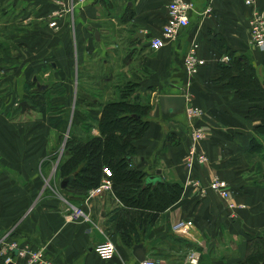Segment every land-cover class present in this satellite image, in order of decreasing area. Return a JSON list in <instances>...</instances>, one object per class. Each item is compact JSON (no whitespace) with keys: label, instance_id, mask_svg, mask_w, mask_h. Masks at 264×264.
Masks as SVG:
<instances>
[{"label":"crops","instance_id":"obj_1","mask_svg":"<svg viewBox=\"0 0 264 264\" xmlns=\"http://www.w3.org/2000/svg\"><path fill=\"white\" fill-rule=\"evenodd\" d=\"M1 1L7 7L0 8V86L4 81L11 88L6 91L0 87V247L14 244V252L27 247L44 248L45 255L57 264H140L132 254L134 245L126 248L109 226L108 216L119 205L113 187L93 196L92 187L77 204L51 196L37 198L34 187L44 176L39 164L49 166L45 168L49 173L48 160L53 161L54 155L48 151L50 136L45 140L36 137V128L42 122L37 118L12 117L11 100L5 98L18 95L16 106L26 101L25 107L32 109L30 100L22 95L29 90V84L36 87L37 69L45 65L70 81L56 82L54 88L46 83L42 94L47 99V94L63 89L64 108L72 115L79 92L90 97L102 95V101L115 100L121 85L130 80L136 84L131 97L147 93L151 106L145 117L148 129L136 146L135 158L140 160L128 162L148 172L160 169L156 174L161 179L179 182L182 190L140 242L145 248V260L154 264H198V259L196 263L189 262L188 255H198L201 247L209 253L235 252L207 264H244L248 238L264 237V155L262 146L251 148L253 138L261 144L264 140L255 128L259 121L247 118L252 102L238 98L218 78L220 58L234 52L250 54L251 65L264 80V51L250 42L247 18L251 8L243 0H189L193 5L189 23L156 50L148 43L160 34L171 0H86L70 11L71 0ZM256 7L263 10L264 0L257 1ZM51 19L56 20V26H49ZM119 29L126 39L125 58L115 56L113 51L97 59L94 52H104V38ZM140 32L143 37L136 35ZM195 44L203 63L187 74L184 57ZM7 45L11 46L6 48ZM35 91L41 93L37 88L29 90L33 94ZM170 94L185 97L181 111H172L170 105L175 103L171 101L162 107L159 104L160 95ZM185 105L199 108L202 116L188 120ZM87 107L82 105L79 110ZM48 121L42 123L49 126ZM68 122L72 125L71 120ZM84 122L92 121L84 118ZM199 127L205 137L193 141L190 129ZM92 131L98 134L97 129ZM39 142L43 144L40 149ZM193 144L207 160L188 166L186 158L192 154ZM215 175L227 182L228 200L208 189ZM28 182L33 191L26 187ZM32 192L36 193L34 198ZM230 201L234 208L228 207ZM71 206L79 207L86 217L68 219ZM106 241L116 248L114 257L108 260L95 252L96 244ZM3 257L0 255V264H4ZM14 258V264H25V256L14 253Z\"/></svg>","mask_w":264,"mask_h":264},{"label":"trees","instance_id":"obj_2","mask_svg":"<svg viewBox=\"0 0 264 264\" xmlns=\"http://www.w3.org/2000/svg\"><path fill=\"white\" fill-rule=\"evenodd\" d=\"M228 56V63H219L221 73L218 80L238 98L252 102L247 110V118L259 121L255 128L264 140V80L259 79L244 54L229 52ZM135 86V82L130 80L124 82L118 91L119 98L115 100L102 101V95L92 94L93 97H90L89 94L76 93L74 108L81 109L82 105H88V115H83L89 116L96 126L92 128V122L85 123L80 113L74 115L71 121L73 129L67 135L64 151L57 163L61 177H73L64 189L71 198L67 200L73 202H79L89 189L99 185L104 165L112 170V193L119 205L108 216L109 226L126 248L143 240L149 226L157 220L161 211L177 201L182 190L179 182L161 179L155 171L137 169L127 161L129 157L137 155L136 146L148 129L149 121L145 117L151 107L148 96H130ZM35 94L41 96L42 93ZM80 120L86 129L82 123L84 127L77 132V124L82 122ZM65 121L61 115H57L50 116L48 123L52 128L61 130ZM93 129H97L99 134L90 132ZM255 145L262 146L253 138L251 148ZM244 264H264L262 235L249 238Z\"/></svg>","mask_w":264,"mask_h":264},{"label":"built area","instance_id":"obj_3","mask_svg":"<svg viewBox=\"0 0 264 264\" xmlns=\"http://www.w3.org/2000/svg\"><path fill=\"white\" fill-rule=\"evenodd\" d=\"M84 1L86 0H71L68 11H70V9L72 10L73 7L80 6L81 4H83ZM256 1L257 0H243L244 4L248 7L250 6L251 8L249 20L250 42L252 43L251 45H253L259 50H262L264 49V9H258L256 7ZM166 7V22L162 26L160 34L154 35V37L151 38L149 41V45L152 49L157 50L159 48H162L165 45L166 41H168V39L171 40L176 37L181 27L187 26V24L189 23L188 14L192 9L193 5L192 2L189 0H171ZM208 10L209 7L205 9V12H208ZM49 26H56V20L51 19L49 22ZM228 59L229 57L225 54L220 58L222 63H228ZM183 62L187 74L194 73L197 70V67H199L200 64L203 63V61L197 56L196 44L188 49ZM184 112L185 117H187L188 120L193 118H199V116H202V111L199 110V108L195 107H188L185 105ZM190 131L193 141L205 137V132L200 127L198 129L192 128V130L190 129ZM191 152L192 154L186 158L188 166H190L194 161L198 163H204L207 160L205 154H199L196 152L194 144L191 146ZM102 173L103 178L101 179L100 184L90 190L92 196L94 194L102 192L105 189L110 190L111 188L112 170L108 166L104 165L102 167ZM208 189L216 192L221 198H224L226 200L229 199L230 189L228 187L227 182L217 177L216 175L208 183ZM202 190L205 191L204 188ZM228 207L234 208L235 206L230 201L228 203ZM68 209V219H75L78 218V216L86 217L79 207L77 208L71 206ZM1 240H3L2 237H0V243ZM16 249L17 248L14 244H10L9 246H7V248L3 249L2 247H0V255H4V264L14 261V253H16L17 255L23 254V256H25V264H57L55 261H53V259H50L45 255L44 248L32 249L30 247H27L23 250L14 252ZM95 252L101 259L108 260L115 255L116 248L114 244H112L110 241H106L96 244ZM197 259L198 255L190 252V254L188 255V261L191 263H196ZM140 264H154V262L149 259L140 262Z\"/></svg>","mask_w":264,"mask_h":264},{"label":"rangeland","instance_id":"obj_4","mask_svg":"<svg viewBox=\"0 0 264 264\" xmlns=\"http://www.w3.org/2000/svg\"><path fill=\"white\" fill-rule=\"evenodd\" d=\"M257 1H259V0H257ZM257 1H256V3H257ZM6 7H7V3H4L3 1H1V3H0L1 10H4ZM249 12H250V10L248 11V17L249 18H247V25H248V29H249V35H250V25H249L250 16H249ZM124 20L125 19H123V21ZM1 32L2 31H0V34H1ZM3 33H4V31H3ZM127 36H128V32H126V37ZM103 42L104 43H102V44H104V47H105L104 52L100 51V50L98 52L97 51L94 52V54H96L97 59L99 58L100 54L102 55V53H105V52H107V54H108L109 52H113V51L115 53V56L120 57V58H125V56H126L125 55L126 54V47H125L126 39L123 37V31L121 29H119V31H113L112 30V36L110 38H104ZM2 43H4V41H2ZM96 44H98V43H96ZM10 46L11 45H7L6 48H9ZM12 46L14 47V45H12ZM254 48H256V47H254ZM262 51H264V49H262ZM244 55L246 56V59L248 60L249 64H251V56H250V54H248L249 55L248 56L247 53H244ZM89 62H91L90 57H89ZM59 75H60V73H58V74L54 73L51 69L45 67V65H44L42 68H38L37 69V74H36L37 81H36V83L37 82L40 83V84L47 83L48 86L51 85L54 88V87H57V85L55 84L56 82H58L60 84H63L64 81L66 83L70 81V79L65 78V77H63L64 79L60 78L61 75L60 76ZM73 84H74V82H73V80H71V84L70 85L73 86ZM110 84H112V83H110ZM17 85H20V84H17ZM31 85L32 84H29V90H31L32 88L33 89L37 88V86L34 87V85L31 88ZM0 87L2 89L5 87L6 91H9V89L11 88V86H9L8 83H6L4 81H3V85L0 86ZM29 90H26L24 95H22V96H24V97H26V99L30 100V102L32 103V105H31L32 109H27V107H25L23 109V112L21 111L23 113L22 115L19 114L20 106L19 105L16 106L17 103H18V100L20 99L19 96L17 95L14 98H13L12 94H11L12 96H10V95L6 96L7 97V98H5L6 101L11 100V106H10L11 109L10 110H11V116L12 117H14V118H19L20 117L23 120L37 118L38 120L44 122V120H46V119L49 120L50 116L61 115V117L64 120H66L65 123L63 124V127L61 128V130H57L55 128H52L50 126V124H49V126H48V124L44 125L42 122L36 128V131L38 133L36 135V137L41 136L42 139L45 140L46 136H48V137L50 136L49 141H48V147H49L48 151H49V153L50 152L54 153V157H55L53 159V161H49L48 160V164L51 167V169L49 170V173H47L45 171V168L49 169V166L45 165V163H43V165L39 164V168H42L41 170H43V172H44V173L42 172L44 174V176H43L44 180H43V178H42V180H39L38 181V185H37L38 187L37 188L34 187L35 189H37V191H36L37 198L39 196H41V197L42 196H45V197L46 196H51V197H54V198L55 197L60 198L62 201L64 199L67 200V198L68 199L70 198L69 197V193L64 191V188L61 189L59 187V180L61 179V177L58 175V172L56 171V163L58 161V156H60L62 154V152L64 151L63 148H64V145H65V141H66V139L68 137L67 135H69L70 130L72 128L71 125H69L68 121L69 120L72 121L73 116L74 115L78 116L79 113L82 116H84L83 115L84 113H86V115H88V112H89L90 109L87 108L86 110L81 112V110H79L78 108H75L76 112L74 111L73 115H72L71 112L67 110L68 109L67 108L68 107L67 104H66V106H67L66 108L67 109L64 108L65 107L64 94H62L63 93V89L57 90L56 93H54L53 95L51 93H50L51 95L47 94L48 95L47 99H45L43 94H41V96H39V95L35 94L37 91H35V93L33 94V92H29ZM43 91H41V93H43ZM71 92H72V89H71ZM142 93L141 94L139 93V94L142 96ZM143 94L147 95V93H143ZM1 96H2V93H1ZM15 108H17L16 109L17 111L14 110ZM93 108H96V107H93ZM86 115L84 116V118L88 119L89 116L86 117ZM74 121H75V117H74ZM79 124L81 126L78 127L79 129H77V132L82 130V128L84 127L82 125V122H80ZM85 129H86V125H85ZM90 132L96 133V131H91V130H90ZM38 145H39L38 149L43 147V144L40 143V142H39ZM53 147H54V149H53ZM51 149H53V150H51ZM261 153L264 155V144H262ZM28 184L30 185V183L28 182L26 187H28L30 190L33 191V188H30L28 186ZM42 185H43V187H42ZM30 194H32L31 198H34L35 194H33V192L30 193ZM74 203L77 204L78 201L74 202ZM256 236H258V235H256ZM248 240H249V238H248ZM248 240H247V242H248ZM197 251H199V253H198V255H199L198 264H207V262L211 263V259L217 258L218 256L222 257V258H228V257H231L232 255H234V253H235L233 251L229 252L228 250H225V251H218L217 250V251H214L212 253H209V252L205 251V248L202 249L201 247H199V250H197ZM18 255L23 256V254H18ZM233 257H235V256H233ZM244 260H245V258H244ZM12 263L14 264V262H12Z\"/></svg>","mask_w":264,"mask_h":264},{"label":"water","instance_id":"obj_5","mask_svg":"<svg viewBox=\"0 0 264 264\" xmlns=\"http://www.w3.org/2000/svg\"><path fill=\"white\" fill-rule=\"evenodd\" d=\"M137 36H142L141 32L136 34ZM95 36L97 37V32H95ZM143 37V36H142ZM149 44V43H148ZM46 83L45 84H40V83H36V86H37V90L38 91H42L45 89L46 87ZM173 102L175 103V105H170V108L172 109V111L174 112H179L183 109V106H184V102H185V97L184 96H180V95H160L159 96V104L162 105L165 104V102ZM21 106V109L23 111V109L25 108V106H27V102L26 101H21L20 104ZM132 161H138L140 160V158H132L129 157L127 161L131 162ZM157 173L160 172V169H157L156 170ZM72 175H69V176H66V177H63V179L60 180L59 182V186L60 188H66L69 183L71 182L72 180ZM132 254L134 255V257H136V260H138L139 262H143L145 260V248L144 246L142 245V243H138L132 247ZM7 264H13L12 262H9Z\"/></svg>","mask_w":264,"mask_h":264}]
</instances>
